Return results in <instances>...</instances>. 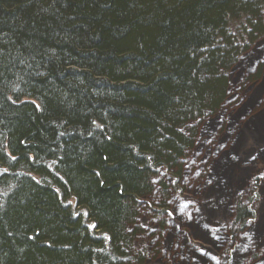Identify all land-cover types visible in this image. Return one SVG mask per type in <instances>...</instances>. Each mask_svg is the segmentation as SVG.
<instances>
[{"label": "trees", "instance_id": "16d2710c", "mask_svg": "<svg viewBox=\"0 0 264 264\" xmlns=\"http://www.w3.org/2000/svg\"><path fill=\"white\" fill-rule=\"evenodd\" d=\"M263 11L264 0H0V264H130L128 228L178 188L194 122L221 103L240 32L262 31ZM253 209L237 200V226Z\"/></svg>", "mask_w": 264, "mask_h": 264}, {"label": "rangeland", "instance_id": "374dc122", "mask_svg": "<svg viewBox=\"0 0 264 264\" xmlns=\"http://www.w3.org/2000/svg\"><path fill=\"white\" fill-rule=\"evenodd\" d=\"M240 22L230 18L224 31L232 38ZM243 32L221 103L194 122L178 188L162 204L146 200L128 228L136 230L130 264H264V29ZM159 179L175 183L164 170ZM239 198L254 208L243 228Z\"/></svg>", "mask_w": 264, "mask_h": 264}, {"label": "bare ground", "instance_id": "6f19581e", "mask_svg": "<svg viewBox=\"0 0 264 264\" xmlns=\"http://www.w3.org/2000/svg\"><path fill=\"white\" fill-rule=\"evenodd\" d=\"M159 180H163V179H159ZM159 180H158V181H159ZM150 200H152V199H150ZM150 200H149V201H150Z\"/></svg>", "mask_w": 264, "mask_h": 264}]
</instances>
